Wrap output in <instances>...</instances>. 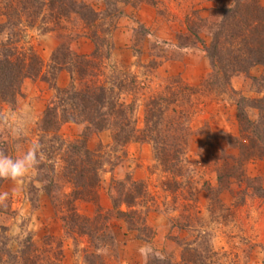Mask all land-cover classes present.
<instances>
[{
  "label": "rangeland",
  "instance_id": "374dc122",
  "mask_svg": "<svg viewBox=\"0 0 264 264\" xmlns=\"http://www.w3.org/2000/svg\"><path fill=\"white\" fill-rule=\"evenodd\" d=\"M77 1L98 11L107 8V0ZM154 1L156 4L120 2L121 14L101 18L95 26L71 9L64 16L47 15L46 22L38 21L36 26L21 25L15 37L37 52L44 70L23 81L13 103L0 102V153L19 156L33 143H40L45 109L56 100L58 88L68 87L73 79L65 68H50L55 50L63 43L75 54L96 61L92 35L97 33L104 65L99 79L109 83L111 77L125 78L124 71L137 81L123 101L134 102L139 129L145 125L149 97L181 91L184 84L196 89L187 91L183 101L190 111L185 161L176 171H169L156 159L150 142L131 141L117 150L112 129H91L88 145L96 151L99 194L96 200L76 199L77 212L93 217L99 208L111 210L115 181L129 176L143 181L147 192L135 207L142 215L137 226L131 228L111 214L112 242L96 249L88 235L67 231L64 225L62 215L69 212L63 200L71 197L72 185L63 158L53 151L54 133L46 135L40 163L57 161L54 172L39 163L18 181L0 178V194L8 193L7 199L0 200V249H4L0 250V264H17L7 251L16 253L23 248L36 250L37 264H164V260L196 264L192 260L197 254L203 255L206 264H264V196L259 191L264 187V157L246 161L245 179H218L239 154V148L228 139L240 134L237 103L242 97L264 96V81L252 78L261 77L264 66L233 76L227 86L205 82L211 66L195 34L210 44L213 26L235 0ZM259 1L264 6V0ZM65 4L70 8L67 0ZM5 20L0 15V22ZM106 27L111 29L106 31ZM4 37L7 32L0 33V39ZM199 69L207 70L204 79L189 83L187 76L195 79ZM170 107L182 108L180 103ZM246 108L252 119L258 117L257 108ZM85 130V123L67 122L59 134L68 140ZM88 252L100 257L91 263Z\"/></svg>",
  "mask_w": 264,
  "mask_h": 264
},
{
  "label": "trees",
  "instance_id": "16d2710c",
  "mask_svg": "<svg viewBox=\"0 0 264 264\" xmlns=\"http://www.w3.org/2000/svg\"><path fill=\"white\" fill-rule=\"evenodd\" d=\"M65 1L0 0V15L6 18L5 21L0 22V33L7 32V37L0 39V102L13 103L21 91L23 81L26 78L40 76L44 70V61L37 52L20 44L19 39L15 37L21 25L36 26L38 21L45 23L47 15L64 16L71 12V9L95 26L101 18H111L121 14V9L117 6L120 2L135 5L147 1L156 4L154 0H107V8L98 11L77 0H67L70 6L68 8ZM110 29L106 27L105 30ZM195 37L203 46L211 66L205 82L212 86L230 85L233 76L249 73L256 65L264 66V6L259 0H235L233 5L224 8L222 19L213 26L210 44H206L199 33H196ZM92 38L96 46L93 55L99 58L96 61L88 56L75 54L63 43L53 54L50 68L60 70L65 68L72 73L73 79L68 87L58 88L56 100L48 104L45 109L41 121L40 143L44 144L45 136L54 133L53 151L63 158V169L72 185L71 195L69 194L72 198L63 200L69 212L62 215L67 231H79L80 234L88 235L94 247L100 249L109 245L108 242H112L110 226L112 215L129 223L131 228L137 226L142 215L135 207L138 200L147 192L143 181L129 176L125 180L115 181L111 210L104 212L99 208L93 217H85L77 212L73 206L76 199L96 200L99 194L100 180L95 158L96 151L88 145L91 129L92 131L112 129L113 143L117 150L131 141L150 142L156 159L165 169L176 171L185 161V158H182L186 155L190 131L188 126L190 111L185 109L183 101L188 98L187 91L196 89L184 84L180 86L182 92L173 91L169 95L158 94L149 97L145 105V125L139 129L134 117V102L123 101V96L132 93L135 89L137 83L135 77L123 71L125 78L111 77L109 83L100 80L99 76L103 74L104 66L100 63L103 57V44L97 33L92 35ZM181 47L185 48L188 45ZM108 56L109 54L106 57ZM252 78L264 81V73L261 77ZM76 80H79L78 84ZM178 103L182 108L170 107L173 104L177 106ZM250 105L258 109L256 119L249 116L246 107ZM237 106L240 134L229 136L228 139L239 148V154L234 157L235 164L227 166L224 175H218L219 180L232 176L245 179L246 161L264 157V96L255 99L242 97ZM67 122L85 123L87 131L74 139L67 140L59 134L61 126ZM56 164L57 161L54 163L44 161L40 163V167L44 168L48 165L54 172ZM259 191L261 196H264V187H260ZM1 228L5 229V227ZM8 251L7 255L17 264H37L40 260L36 250L32 252V249L28 251L23 248L16 253ZM86 254L91 263L100 257L94 252ZM45 259L52 261L48 257ZM192 261L196 264H206L203 255L197 254L196 257L194 255ZM164 262L171 264L169 260Z\"/></svg>",
  "mask_w": 264,
  "mask_h": 264
},
{
  "label": "clouds",
  "instance_id": "9594fccd",
  "mask_svg": "<svg viewBox=\"0 0 264 264\" xmlns=\"http://www.w3.org/2000/svg\"><path fill=\"white\" fill-rule=\"evenodd\" d=\"M41 143H33L22 155L10 156L0 153V178L18 181L36 168L42 158ZM8 193L0 194V200H5Z\"/></svg>",
  "mask_w": 264,
  "mask_h": 264
},
{
  "label": "crops",
  "instance_id": "0c3cea01",
  "mask_svg": "<svg viewBox=\"0 0 264 264\" xmlns=\"http://www.w3.org/2000/svg\"><path fill=\"white\" fill-rule=\"evenodd\" d=\"M140 12H143V11H140ZM184 57H186V56H184ZM182 59H183V57L181 58V60H176V62L177 63H181V61H182ZM184 70H181V72H183ZM206 73H207V70L206 69H204V70H198V73H197V76L195 77V79H193V78H189L188 76H187V80H188V82L189 83H191V84H198V83H200L203 79H204V77H205V75H206ZM184 74V73H183ZM196 74V73H195ZM185 75V74H184ZM185 77H186V75H185Z\"/></svg>",
  "mask_w": 264,
  "mask_h": 264
}]
</instances>
